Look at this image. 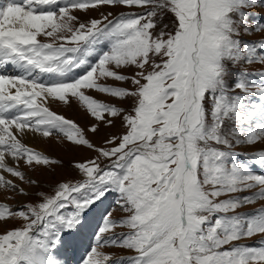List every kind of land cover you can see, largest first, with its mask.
Returning a JSON list of instances; mask_svg holds the SVG:
<instances>
[{
  "label": "snow or ice",
  "instance_id": "6c2138e0",
  "mask_svg": "<svg viewBox=\"0 0 264 264\" xmlns=\"http://www.w3.org/2000/svg\"><path fill=\"white\" fill-rule=\"evenodd\" d=\"M100 7L139 11L84 21L73 14ZM257 9L264 0L0 4V190L27 197L21 184L38 182L22 165H62L25 145L29 134L96 153L73 162L81 179L58 183L52 195L39 192L36 203L16 209L0 203V264H73L81 250L77 264H264V15ZM251 36L261 38L244 39ZM129 99L130 109L111 102ZM73 102L95 121L87 132L116 120L124 131L96 146L49 107ZM110 195L126 216L114 219L115 209L105 208L97 221ZM14 221L20 226L5 227ZM118 227L128 231L117 234Z\"/></svg>",
  "mask_w": 264,
  "mask_h": 264
},
{
  "label": "rangeland",
  "instance_id": "374dc122",
  "mask_svg": "<svg viewBox=\"0 0 264 264\" xmlns=\"http://www.w3.org/2000/svg\"><path fill=\"white\" fill-rule=\"evenodd\" d=\"M128 11H139L138 9H127L122 7H100L98 10L89 11L88 14L85 16L82 12L74 11L73 14L78 16L81 21L88 20L91 18H99L101 13H107L111 12L113 16L118 15L120 12H128ZM260 15H264V9H257L256 10ZM164 23H170L168 19H165ZM260 36H251V37H244V39L247 40H259ZM43 40L44 38L41 37ZM249 71L259 70V65H252L248 68ZM133 69H129L127 71V75L131 76ZM103 82V81H102ZM107 83L109 84H117V82L108 80ZM118 86L124 87V88H130L132 85L130 83H119ZM91 95L95 96L97 99L100 100H106L107 97L95 93L94 91L90 93ZM112 103L118 104L120 107L125 109H130L132 107L133 101L131 99L121 103L119 101H111ZM50 108L54 110L56 113H59L60 115L65 116L68 119H71L75 121L81 128H84L86 131L87 138L96 146L102 147L104 145V141L110 136L114 134H119L124 131L122 123L120 120L115 121V125L111 128H106L103 125H101L100 130L96 134H92L90 132H87V129L89 125L94 123L93 121L75 102H73L70 106H66L61 103H51ZM32 140L23 139V142L26 145L31 146V148L35 151H39L44 155L49 156L50 158L58 159L62 161V165L56 166L54 169L45 168L42 166L35 167L34 169H30L27 167L21 166V170L26 173V175L32 179L38 182L37 186H29L25 184H21V187L25 188L26 191H28L30 194L27 197L23 196H14L13 194H9L4 192L3 190H0V200L1 203H6L7 205L11 206L13 209H16L20 207L21 205H24L26 203H36L39 200V197L36 195L39 192L46 193L48 195L53 194V189L56 187V185L60 182H66V181H78L81 179L80 174L76 169L73 168V162H81L85 161L87 159H91L94 156H96V153L94 151H90L84 147H74L71 144H69L66 141H60L56 139L55 137H48V138H40V139H34ZM28 140V141H27ZM257 147H260V145H257ZM237 153L247 154L251 153L253 149L250 148H236L234 149ZM11 179V177H8ZM17 183H20L17 180ZM115 197V196H114ZM261 205L255 204L247 207H243L239 209L241 213H250L253 211L254 208H259ZM114 213V214H113ZM112 213V218H115L117 220L124 218L126 216V213L122 212L117 206L116 210H114ZM99 214L100 211L96 210V220H99ZM20 226V222L14 221L5 227L8 228H16ZM2 230V229H0ZM115 231H119L121 233H126L128 231L127 228L118 227L115 229ZM260 237L257 236L256 238L252 240H244L241 241V243L244 244H254L257 240H259ZM101 251L105 253H111L114 256H117V253L125 254L128 253L127 251L121 250L117 247H104L101 249ZM126 256V254H125Z\"/></svg>",
  "mask_w": 264,
  "mask_h": 264
},
{
  "label": "bare ground",
  "instance_id": "6f19581e",
  "mask_svg": "<svg viewBox=\"0 0 264 264\" xmlns=\"http://www.w3.org/2000/svg\"><path fill=\"white\" fill-rule=\"evenodd\" d=\"M50 106V105H49ZM24 138H26V139H29V140H32L31 138H33V140L34 139H40V138H42V137H40L39 135H37V136H33L32 134H29L28 136H26V137H24ZM28 141V140H27ZM95 218H96V216H95ZM98 221V220H97Z\"/></svg>",
  "mask_w": 264,
  "mask_h": 264
}]
</instances>
